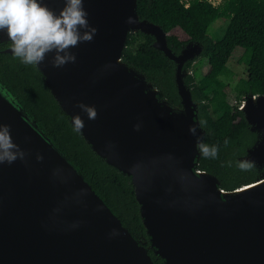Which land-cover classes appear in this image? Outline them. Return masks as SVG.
Wrapping results in <instances>:
<instances>
[{"label":"water","instance_id":"1","mask_svg":"<svg viewBox=\"0 0 264 264\" xmlns=\"http://www.w3.org/2000/svg\"><path fill=\"white\" fill-rule=\"evenodd\" d=\"M43 2L56 11L63 7V0ZM84 6L98 29L94 39L72 49L74 63L53 67L48 53L36 67L71 125L80 115L84 126L78 132L91 149L130 178L149 248L0 79V124L10 125L24 152L23 159L0 163V264H155L148 249L164 264H264V178L225 191L217 177L197 170L201 154L195 145L205 131L184 65L201 56V45L188 43L176 55L168 33L140 20L137 0H85ZM138 31L152 35L153 47L176 64L180 111L122 61L128 35ZM8 44L0 31V46ZM0 53L12 55L9 46ZM80 102L95 106V119H88ZM241 110L258 136L242 159L262 165L264 95L246 96ZM194 122L196 136L188 131Z\"/></svg>","mask_w":264,"mask_h":264},{"label":"trees","instance_id":"2","mask_svg":"<svg viewBox=\"0 0 264 264\" xmlns=\"http://www.w3.org/2000/svg\"><path fill=\"white\" fill-rule=\"evenodd\" d=\"M137 13L140 20H147L160 26L165 33L178 36V42L168 39V46L176 55L188 43H193L201 45V58L208 59V70L199 81L190 73L194 62L187 61L184 65V70L189 72L184 82L197 104L198 120L205 131L202 141L218 146L215 158L200 155L197 170L217 177L220 188L225 191H235L263 179L264 165H253L247 170L236 167L235 162L246 156L258 136L251 131L244 112L235 101L264 95V0H220L215 5L210 0H137ZM219 20L228 24L222 38L214 41L207 31ZM154 42L152 35L140 31L130 33L122 61L145 76L157 89L160 100L181 109L175 85L176 64L154 48ZM4 48L5 45L0 46V50ZM238 51L241 58L230 68L228 64ZM236 66H246L247 70L232 86L230 82ZM0 79L123 226L140 244L145 243L149 248V237L130 178L109 166L84 137L73 130L36 65L23 64L13 55L0 53ZM228 161H232L231 166ZM148 253L155 264H164L152 249H148Z\"/></svg>","mask_w":264,"mask_h":264},{"label":"clouds","instance_id":"3","mask_svg":"<svg viewBox=\"0 0 264 264\" xmlns=\"http://www.w3.org/2000/svg\"><path fill=\"white\" fill-rule=\"evenodd\" d=\"M84 3L85 0H63V7L56 11L43 0H0V31L7 34L12 55L23 64L38 65L48 53H52L53 67L74 63L77 57L72 49L78 43L92 41L98 31L89 23V12ZM131 19L129 17V21ZM78 106L87 113L88 119H95V106L83 102ZM72 126L74 131L83 128L84 122L79 114L72 117ZM197 126L194 122L188 127L194 136L197 135ZM133 127L139 130L137 125ZM195 147L203 157L217 156L218 146L203 142L199 136ZM23 157V150L12 140L10 125L0 124V163H12ZM36 159L42 160L43 156L37 155ZM227 163L232 165V161ZM254 163L249 159L235 162L240 170L250 169Z\"/></svg>","mask_w":264,"mask_h":264},{"label":"rangeland","instance_id":"4","mask_svg":"<svg viewBox=\"0 0 264 264\" xmlns=\"http://www.w3.org/2000/svg\"><path fill=\"white\" fill-rule=\"evenodd\" d=\"M227 24L228 22L225 21V20H219V21H216L214 22L211 27L208 29L207 31V34L214 40V41H218L219 39L222 38L223 34H224V31L227 27ZM168 39L172 42H178L179 41V38L177 35H175L174 33L173 34H168ZM241 52L238 51L236 52L232 58H231V61L229 62L228 66L230 68H233L237 63L238 61L240 60L241 58ZM193 65H192V68H191V72L192 75H194L196 81H199L200 79H202L204 77V75L206 74L207 70H208V62H207V59L206 58H201L200 56L199 57H196L195 58V61H193ZM246 66H236V68H234V73H235V76L232 80V82H230V84L232 86L235 85L236 81L239 79V78H242L245 76V73H246ZM224 79V78H222ZM180 111V109H177Z\"/></svg>","mask_w":264,"mask_h":264},{"label":"flooded vegetation","instance_id":"5","mask_svg":"<svg viewBox=\"0 0 264 264\" xmlns=\"http://www.w3.org/2000/svg\"><path fill=\"white\" fill-rule=\"evenodd\" d=\"M7 46H9V44L8 45H5V47H7ZM202 55V54H201ZM201 57V56H200ZM207 59V58H206ZM195 61V60H194ZM207 62H208V59H207ZM243 102H244V100H242ZM242 101H240V102H242ZM240 102H238V101H235V105L240 109V107H239V104H240ZM254 166H256V167H262L263 165H264V163L262 164V165H260L259 164V162H256L255 161V163L253 164Z\"/></svg>","mask_w":264,"mask_h":264},{"label":"built area","instance_id":"6","mask_svg":"<svg viewBox=\"0 0 264 264\" xmlns=\"http://www.w3.org/2000/svg\"><path fill=\"white\" fill-rule=\"evenodd\" d=\"M210 1L215 5V4H218L220 0H210ZM243 103H244L243 101L240 102V104H239L240 109H241Z\"/></svg>","mask_w":264,"mask_h":264},{"label":"bare ground","instance_id":"7","mask_svg":"<svg viewBox=\"0 0 264 264\" xmlns=\"http://www.w3.org/2000/svg\"><path fill=\"white\" fill-rule=\"evenodd\" d=\"M257 186H258V185H256V186H249V187H246L245 189H242L241 192H246V191L251 190V189H253V188L257 187Z\"/></svg>","mask_w":264,"mask_h":264}]
</instances>
